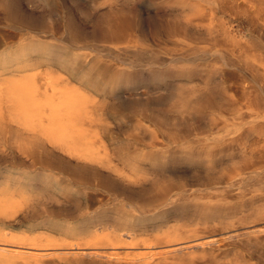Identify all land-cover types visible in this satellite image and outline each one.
Returning <instances> with one entry per match:
<instances>
[{
  "label": "rangeland",
  "instance_id": "1",
  "mask_svg": "<svg viewBox=\"0 0 264 264\" xmlns=\"http://www.w3.org/2000/svg\"><path fill=\"white\" fill-rule=\"evenodd\" d=\"M0 264H264V0H0Z\"/></svg>",
  "mask_w": 264,
  "mask_h": 264
},
{
  "label": "bare ground",
  "instance_id": "2",
  "mask_svg": "<svg viewBox=\"0 0 264 264\" xmlns=\"http://www.w3.org/2000/svg\"><path fill=\"white\" fill-rule=\"evenodd\" d=\"M179 44H180V42H179ZM135 54L140 56L141 55V51L137 50V51H135ZM108 80L110 81V79H108ZM109 84H112V81H110ZM45 92L47 93V96H46V99H45L47 103L46 102L38 103V107H39L38 111L39 112H41V113L44 112L45 111V106H48V110H49L50 116L52 118H54L56 115H58V113L61 110H63V109L68 112V110H69L68 109V107H69L68 105H70L72 103V99H70L68 97H65V96H62V95L56 94V91L54 90V88L52 87V85L48 81L45 82ZM171 99H173V97ZM172 102L174 103V105L172 106V103H171L170 106H172L173 108H175L174 110H176L177 106H178V99H175ZM50 108H52V109H50ZM38 117H39V119L43 118L42 116H38ZM64 127L65 126H63V125H58L57 127L53 128V129L52 128L50 129V132L48 133V136L52 137L51 140L54 143H57V144L60 143L59 140H58L59 138H56V136H60L62 133L65 132V130H64L65 128ZM186 155H187V153H186ZM186 157L189 160H193V158H191L190 156H186Z\"/></svg>",
  "mask_w": 264,
  "mask_h": 264
}]
</instances>
